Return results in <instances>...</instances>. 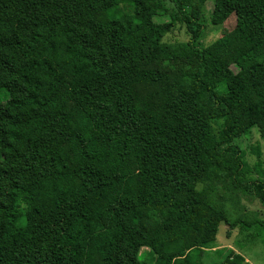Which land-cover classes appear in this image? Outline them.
I'll return each mask as SVG.
<instances>
[{"label":"trees","instance_id":"16d2710c","mask_svg":"<svg viewBox=\"0 0 264 264\" xmlns=\"http://www.w3.org/2000/svg\"><path fill=\"white\" fill-rule=\"evenodd\" d=\"M207 1L0 0V264H251L212 245L264 227V0H212L236 26L202 46Z\"/></svg>","mask_w":264,"mask_h":264},{"label":"rangeland","instance_id":"374dc122","mask_svg":"<svg viewBox=\"0 0 264 264\" xmlns=\"http://www.w3.org/2000/svg\"><path fill=\"white\" fill-rule=\"evenodd\" d=\"M213 10L212 0H208L204 6V28L199 39V44L208 46L221 36L233 30L236 26V17L231 15L223 24H213L211 21V13ZM157 22L169 21V16H157ZM190 38L186 26L183 22H177L173 30L169 32L164 41L169 43L185 42ZM194 61L190 59H180L170 62H165L160 65L159 72L162 80L171 88H173L179 81L184 80L189 87H194L192 68ZM224 88L220 86L218 91H223ZM4 101L5 99H0ZM236 142L247 151V159L250 163L256 160V154L253 153V147L259 146L264 159V139L260 137L257 128H253L252 132L238 138ZM242 212L241 215L246 218L257 217L264 220V206L257 199H250L242 197L240 199ZM215 249H219L224 253L229 248L243 254L251 264H264V227L251 226L246 227L242 223L231 229L228 224L222 222L219 226L216 241L212 245ZM148 254L153 257L149 251ZM116 256L123 259V257L116 253ZM217 255L212 254L216 258Z\"/></svg>","mask_w":264,"mask_h":264},{"label":"crops","instance_id":"0c3cea01","mask_svg":"<svg viewBox=\"0 0 264 264\" xmlns=\"http://www.w3.org/2000/svg\"><path fill=\"white\" fill-rule=\"evenodd\" d=\"M246 260L248 261V259L246 258ZM249 262V261H248Z\"/></svg>","mask_w":264,"mask_h":264}]
</instances>
